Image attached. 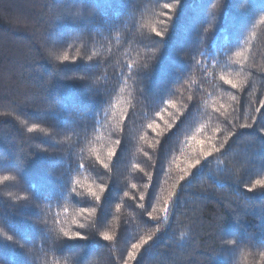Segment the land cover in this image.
Returning <instances> with one entry per match:
<instances>
[{
  "label": "trees",
  "instance_id": "1",
  "mask_svg": "<svg viewBox=\"0 0 264 264\" xmlns=\"http://www.w3.org/2000/svg\"><path fill=\"white\" fill-rule=\"evenodd\" d=\"M262 127L264 0H0V264H264Z\"/></svg>",
  "mask_w": 264,
  "mask_h": 264
},
{
  "label": "snow or ice",
  "instance_id": "2",
  "mask_svg": "<svg viewBox=\"0 0 264 264\" xmlns=\"http://www.w3.org/2000/svg\"><path fill=\"white\" fill-rule=\"evenodd\" d=\"M177 2H178V0H177ZM165 7H167V8H172L173 5H171V4H167V5H165ZM66 14H67L72 20H74V21H76V20L79 19V10L76 9L75 5H68V6H67ZM157 35H158V36H163L164 33H163V32H160V33H157ZM52 43H53V48L49 49V55L54 56L56 59H63V60H65V61H67V60L69 59V57H68L66 54L63 55V56H57V55H56L55 39H53ZM94 66H95V65H94ZM94 68H95V67H94ZM94 68H93V69H94ZM78 78H79V79H82V80H84V81L87 82V80H88V75H87V73H86L85 76L78 77ZM229 83H231V81H229ZM258 131H259L260 133H264V127L259 128ZM119 143H120V142L117 141V144H119ZM114 154H115V149H113L112 151L109 152V156H112V155H114ZM203 155H204L205 157L211 155V150L204 151ZM200 164H201L200 159H196L195 161L189 162V164H188V169L185 170V174L182 175V176L180 177V180H184V179H185V176L190 174L189 170H190V169H195V168H196L198 165H200ZM105 167H107V165H105ZM257 183H258V184H261V185H264V181H257ZM102 188H103V186H102ZM93 195H96V194L93 193ZM173 195H175V194L173 193L172 195H170V196L168 197V199L171 200ZM37 199H39V198H37ZM96 199L99 200L100 197H99V196H96ZM141 199H143V197H141ZM141 207H143V206L141 205ZM162 211H164L165 214L167 213V211H168V205H167V204H165V207L162 209ZM148 215L151 216V213H148ZM103 235H104L105 239H107V240H111V239H112V237H111L110 235H108L107 233H104ZM74 237H80V233H79V232H76V233L74 234ZM151 238H152L151 236L147 237L148 240H150ZM82 239H86V237H82ZM144 242H146V241H144ZM224 243H226V244H231V245H236V244H237V242H236V241H233V240L224 241ZM139 246H140V245H138V244H134L132 247H133V249H135V248H138ZM234 250H235V249H230L229 251H234ZM129 256H130V257H134V256H135V253H134V252H131V253H129ZM125 264H127V261L125 262Z\"/></svg>",
  "mask_w": 264,
  "mask_h": 264
}]
</instances>
